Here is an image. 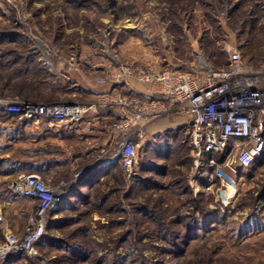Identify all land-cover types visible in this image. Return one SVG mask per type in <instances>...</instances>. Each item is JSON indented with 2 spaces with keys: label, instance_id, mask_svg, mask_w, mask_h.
<instances>
[{
  "label": "rangeland",
  "instance_id": "374dc122",
  "mask_svg": "<svg viewBox=\"0 0 264 264\" xmlns=\"http://www.w3.org/2000/svg\"><path fill=\"white\" fill-rule=\"evenodd\" d=\"M231 50L260 71L264 0H0V110L13 100L89 104L84 89L110 87L97 80L119 65L204 80ZM181 116L167 135L149 137V125L132 135L130 174L109 160L118 132L73 145L44 123L0 120V243L34 215V202L8 190L17 176L37 174L60 194L34 252L0 264H264V154L236 173L195 167L190 116L161 120ZM83 143L91 150L78 157Z\"/></svg>",
  "mask_w": 264,
  "mask_h": 264
},
{
  "label": "built area",
  "instance_id": "2783aa9c",
  "mask_svg": "<svg viewBox=\"0 0 264 264\" xmlns=\"http://www.w3.org/2000/svg\"><path fill=\"white\" fill-rule=\"evenodd\" d=\"M262 59L264 61V52ZM260 72L264 73V63L260 71L255 72L241 63L237 50H231L226 68L209 69L204 80L178 71L119 65L109 78L97 80L99 84L109 85L112 92L100 95L89 104L75 101L35 104L13 100L3 105L18 124L43 122L48 126L78 124L88 113L112 109L119 117L115 125L119 137L109 160L118 162L128 174L136 159L132 135L140 134L144 126L172 111L188 114L191 124L187 138L195 167L207 160L209 164L236 173L264 154V88L257 78ZM132 83L144 86L146 92L138 93ZM216 158H221L222 162L218 163ZM8 190L15 197L36 202V208L21 236L8 228L3 230L0 259L12 253L34 252L35 243L46 230L48 213L60 196L37 174L17 176Z\"/></svg>",
  "mask_w": 264,
  "mask_h": 264
},
{
  "label": "crops",
  "instance_id": "0c3cea01",
  "mask_svg": "<svg viewBox=\"0 0 264 264\" xmlns=\"http://www.w3.org/2000/svg\"><path fill=\"white\" fill-rule=\"evenodd\" d=\"M132 84L134 86V89L137 90L138 93L146 92L144 86L136 83H132ZM84 90H85V95H87L89 99V102L96 101L100 95L109 94L112 92L110 87L101 86L94 83L92 85H89V87ZM125 94L127 93L125 92ZM117 118H119L118 115L112 109L102 108V109H98L96 113H88L85 119L81 123L78 124L68 123V124L49 126L52 128H50L46 133L47 135L56 136L57 139L66 138L70 141V143L74 145L77 143H82V142H77L80 140L77 138L79 135L85 136V138L88 137L89 139L90 138L89 135H92L95 138L96 135H103L105 134V132H107L108 134H112L113 132H116L115 125L118 122ZM181 118H180L181 120L178 118L176 122L172 124H170L171 122L169 120H159L150 124L147 128L149 137L152 136L161 137L164 136L165 134L167 135L173 129L185 125L186 122L184 120V117L181 116ZM33 126H37V124ZM91 131H94V133H92ZM164 132L166 133L164 134ZM186 136H187V132H186ZM85 141L87 140L85 139ZM87 143H83L82 147L85 148L84 146H86ZM90 150L89 148L87 149L85 148L84 151L78 152L77 155L78 157L88 156L89 154L87 151Z\"/></svg>",
  "mask_w": 264,
  "mask_h": 264
},
{
  "label": "trees",
  "instance_id": "16d2710c",
  "mask_svg": "<svg viewBox=\"0 0 264 264\" xmlns=\"http://www.w3.org/2000/svg\"><path fill=\"white\" fill-rule=\"evenodd\" d=\"M248 46V44H246V45H244L243 47H240L241 49H243V48H248L247 47ZM263 54V53H262ZM225 68H226V66H225ZM0 120H2V121H9V120H12V122H16L15 121V116L13 115V114H11V113H9V112H7V110L5 109V108H1V110H0ZM117 121H119V118H117ZM118 163V162H117ZM254 164V163H253ZM252 164V165H253ZM251 165V166H252ZM120 166V165H119ZM121 167V166H120ZM248 168H250V166L249 167H247V168H241V169H248ZM21 198V197H20ZM29 200V199H28ZM31 201V200H30ZM33 202V201H32ZM35 203V208H36V202H34ZM35 210V209H34Z\"/></svg>",
  "mask_w": 264,
  "mask_h": 264
}]
</instances>
